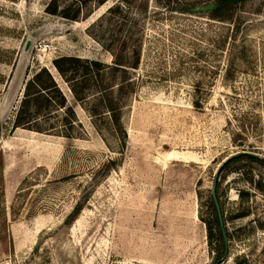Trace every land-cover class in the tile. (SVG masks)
I'll return each mask as SVG.
<instances>
[{"label": "rangeland", "instance_id": "obj_1", "mask_svg": "<svg viewBox=\"0 0 264 264\" xmlns=\"http://www.w3.org/2000/svg\"><path fill=\"white\" fill-rule=\"evenodd\" d=\"M48 1L0 0V264H264V0L233 10L223 44L232 20L202 12L210 0H106L78 20L48 14ZM122 47L127 65L135 47L136 67L106 69L103 82L124 142L95 89L74 105L72 140L12 126L38 68L70 100L52 59L112 65ZM242 151L260 161L220 169Z\"/></svg>", "mask_w": 264, "mask_h": 264}, {"label": "trees", "instance_id": "obj_2", "mask_svg": "<svg viewBox=\"0 0 264 264\" xmlns=\"http://www.w3.org/2000/svg\"><path fill=\"white\" fill-rule=\"evenodd\" d=\"M106 0H49L45 6V11L51 15H59L68 20H78L80 17L88 16L92 12L93 5H100ZM246 0H210L202 5V12L208 13L211 18L225 22L232 20L231 30L225 34L221 40L223 44L229 35L236 32L235 20L237 16H232V12L239 4ZM124 5L120 2L114 3L108 8L109 24L106 31V39L110 45L121 35V15ZM233 32V34H231ZM230 38V37H228ZM125 40V39H124ZM124 43V42H123ZM220 44V45H222ZM224 46V45H223ZM128 47L116 49L113 53L114 62L112 65L105 64L96 58H82L76 55H61L52 59V66L59 77L67 83L71 94L70 100L59 87L53 74L46 66L38 68L24 85L19 103L15 109L12 126L25 127L35 131H54L65 137L67 140L73 139L74 128V105L85 98H88L90 89H95L99 95V103L109 114L112 129L120 142L126 138V130L121 121V109L119 101L110 94V88L104 87L103 76L106 69H122L127 74L126 66L136 67L137 54L135 47H130L134 55V62L131 65L124 63V52ZM232 57V56H231ZM240 57L243 58V55ZM233 58V57H232ZM231 58V59H232ZM229 68L225 70V78L231 79L232 72ZM123 80H127L123 78ZM130 81V80H129ZM122 85L120 84V89ZM54 115V121L50 122ZM43 119V120H40ZM247 157L251 160H259L257 155L242 151L227 158L220 169L227 166L231 161ZM262 161V160H261ZM264 166V161H262ZM81 209V203L76 202L72 210L66 215L65 222H72ZM223 236V235H222ZM223 238V237H222Z\"/></svg>", "mask_w": 264, "mask_h": 264}, {"label": "water", "instance_id": "obj_3", "mask_svg": "<svg viewBox=\"0 0 264 264\" xmlns=\"http://www.w3.org/2000/svg\"><path fill=\"white\" fill-rule=\"evenodd\" d=\"M219 167L217 168V171H218ZM216 171V172H217ZM214 187H215V181H213V184H212V196L214 198V201H215V205H216V210L218 212V220H219V224L221 225L222 224V220H221V216H220V213H219V209H218V205H217V202H216V199H215V195H214ZM223 239L225 240V236L223 234Z\"/></svg>", "mask_w": 264, "mask_h": 264}]
</instances>
